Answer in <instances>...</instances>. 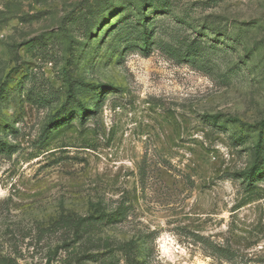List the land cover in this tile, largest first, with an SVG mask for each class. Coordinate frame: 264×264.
Instances as JSON below:
<instances>
[{
    "label": "rangeland",
    "instance_id": "374dc122",
    "mask_svg": "<svg viewBox=\"0 0 264 264\" xmlns=\"http://www.w3.org/2000/svg\"><path fill=\"white\" fill-rule=\"evenodd\" d=\"M263 121L264 0H0V264H264Z\"/></svg>",
    "mask_w": 264,
    "mask_h": 264
},
{
    "label": "trees",
    "instance_id": "16d2710c",
    "mask_svg": "<svg viewBox=\"0 0 264 264\" xmlns=\"http://www.w3.org/2000/svg\"><path fill=\"white\" fill-rule=\"evenodd\" d=\"M89 112H90L89 110L84 109V107H81V106H80V109H78V115L80 119H84L86 116L85 114ZM206 119L213 125H217L219 123V117L217 116L206 117ZM229 122L239 124L243 129L246 127L244 124L239 123L238 121L234 119ZM259 126H260L261 131H260L259 141L256 146L255 161L250 171L245 176V179L248 180L249 182L255 179L261 178L264 175V147H263L264 138L261 135V133H263V130H264V121ZM0 148L3 149L5 148V146L0 143ZM139 264H141L140 261H139Z\"/></svg>",
    "mask_w": 264,
    "mask_h": 264
}]
</instances>
